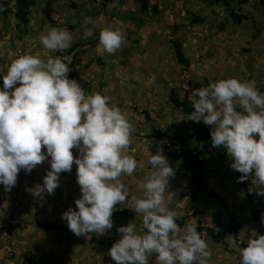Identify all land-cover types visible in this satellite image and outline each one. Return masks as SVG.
I'll return each instance as SVG.
<instances>
[{"label":"clouds","instance_id":"obj_1","mask_svg":"<svg viewBox=\"0 0 264 264\" xmlns=\"http://www.w3.org/2000/svg\"><path fill=\"white\" fill-rule=\"evenodd\" d=\"M85 23L99 27V50L114 54L120 49L121 30L98 26L91 18ZM92 35L86 29L82 38ZM72 42L64 28L49 27L39 36L42 47L53 53L67 50ZM10 55L0 74V185L5 191L15 186L20 170L28 173L50 158L43 185L26 190L51 195L59 174L75 164L81 195L75 209L61 213L73 234H105L113 225L114 206L123 204L142 218V230L131 222L116 229L122 235L108 250L116 264H149V258L155 264H209L206 241L191 223L181 229L177 213L168 206L172 197L165 192L174 168L162 148L147 154L151 170L140 185L142 195H130L121 177L131 176L138 165L126 153L134 131L126 114L110 97L86 94L68 77L69 64L60 56ZM189 99L193 111L187 119L210 125L212 147L226 151L230 167L241 174L237 182L253 177L256 194L264 196V92L255 81L227 77L194 89ZM73 148L78 150L75 157ZM228 243L239 253V264H264V233L250 230L242 247L233 238Z\"/></svg>","mask_w":264,"mask_h":264},{"label":"rangeland","instance_id":"obj_2","mask_svg":"<svg viewBox=\"0 0 264 264\" xmlns=\"http://www.w3.org/2000/svg\"><path fill=\"white\" fill-rule=\"evenodd\" d=\"M19 1L21 0H0V74L6 72L9 63L13 58L10 55L11 53H15L17 55L27 53L38 55L42 58L48 57L50 52L47 49H44L39 43V36L47 28H58V26L60 28L61 24L65 23L73 37L71 47L66 50L67 54H71V56H68L65 61L69 64L68 67L70 69L67 75L70 79L77 80L78 77L81 79V76L78 74L81 73L80 71L82 66L83 68L85 67V69H88L87 66H89V60L95 59V63L102 65L103 58H115L113 57L115 53L108 54L106 52L102 54V57L96 58L97 56L94 57V54L91 53L93 48H85V46L88 45L96 46L95 43H98L99 32V27L94 28L92 24L85 23L86 18H91L98 26H101L99 25V23H101L103 24L102 26L112 25L118 28L123 33L124 44L127 40L126 37H128L129 45L135 41L134 37L135 35H138V30L134 33L125 34L123 28L128 24L134 26V20L138 18V20H142V25H139L136 21L134 27H139L141 34L147 37L146 43H142L143 49L141 50L143 51L139 52L145 54L144 56L147 57L148 62H152V60L156 58V60L165 62L167 56L168 59L172 61L170 65L168 64L163 66L164 68H168V75H164L166 81L164 80V82H161L163 87H168L169 92L171 91L170 85H174L171 83H178L183 72L182 68L184 65H181L177 61L179 60V57L177 56V50L179 49L182 50L183 56L187 58L189 63L190 60L188 58H190L193 63V68L191 69L192 65H190L189 68L192 82L196 85L201 84L206 86L209 82L216 81L217 72H215L213 68L217 67L214 65L213 60H210V58H215V55L210 51H206V54L203 57L204 60H202L200 53L197 52L198 54H194L190 52L196 44L192 42L187 43L188 35L189 37L193 36L198 39V37H201V33H203V35L206 33L204 32L205 27L201 33L197 32L198 34L196 35H191L190 33L191 30H196L192 25L195 21L193 5L196 8H203L205 10H200L198 14H204L203 16L210 14L208 11H211V8L205 2L197 3L194 2V0H150L148 2V6L142 8L137 0H25L31 5L26 9L27 20L22 22L17 15ZM213 1L214 0H210L207 2L213 5L214 3H211ZM121 5L128 8L133 7L132 11L135 16L134 20L126 17V15L121 16L120 18L122 19L120 24L124 26L122 28H120L115 22L117 17H119V15H117V10L121 8ZM155 6L157 7L155 8ZM254 6L261 9V12L256 16H251L252 7ZM180 7L186 12L184 19H182V21H177V17L174 16L175 21L171 24L168 19V14L176 12ZM206 8L208 11H206ZM263 8L264 0H230L228 5L225 4L224 15H226L227 18H234V16L238 14H249L243 15L246 16L245 23L242 22L241 27L238 28L239 31L229 33L226 32V34L223 35L217 34L218 37L210 38L211 41H209L207 45L215 43L218 46L217 50H220L222 47L226 48L229 46V41L232 37L237 38L235 36L238 34L239 38H242V41L239 42L240 49L243 47V51H247V47L251 48L255 43L253 47L255 50L259 39H264ZM101 15H104L107 22L102 21L103 17ZM56 17L57 20L63 19V23H59L57 20L55 21L53 18ZM86 29H92L93 32V35L88 37V40L82 38ZM158 36L161 37L160 41L157 40ZM171 36L172 38H170ZM175 41L180 42L178 47H175ZM122 52L124 53L125 51L122 50L120 53H116L122 55ZM52 53L53 52H51V55ZM80 54L81 56H79ZM84 54L86 55L84 56ZM96 54L99 55L98 52ZM222 57L223 56H218L217 60H221ZM160 64L161 63H159V65ZM115 65L116 66L113 69L119 70L118 62ZM246 67L248 70H251V68L255 67V65L251 62H247L245 64V68ZM256 71L258 72V70ZM169 72H172V75H170ZM197 72H199V74ZM131 75L135 78L139 76V74L135 75L133 72L127 77L125 74H118L116 75V78L117 76L120 78L123 76V80L126 81V79L128 80ZM197 76H199V79H197ZM2 86L3 81L0 79V88H2ZM83 86L84 88H87V84L83 83ZM123 87H125V85ZM259 90L264 91V88L261 87ZM131 95L134 96V92L130 91L127 98H120V106H118V108L122 111V106L126 107V100H128L130 105L127 109L129 108V111H134L135 117L131 118V120L133 118L135 119L134 122L132 123L130 118H128V120L133 126L134 131L132 133L133 135H136V137L131 138V143L126 150V153L134 157L137 161L138 167L131 176L125 175L122 176L121 179L129 188L130 195L135 194L139 196L142 195V188L140 185L143 182V178L151 170V165L147 163V154L149 151L155 154L158 148L156 135L159 133L162 134V131L160 130H165L166 127L169 128L173 122L174 123L172 125L175 126L176 120L179 121L180 119L178 114L180 113V115H184L185 112H183L182 108H175L173 106L174 103L169 101V105L171 106V109H169L170 112H167L169 115L165 114V118L162 119L163 124L156 127L158 119L153 108L155 106L151 103V105H147V108L145 105L139 108V106L143 104L142 100L144 101L151 98V93H148L147 97L139 99L142 102L141 104L139 103V100L133 99V96L131 98ZM167 106L168 104L166 107ZM146 121L151 123L154 122L153 125L156 127V130L154 128L155 132L153 131V133H150L145 129L144 123ZM181 125H185L187 127V124L185 123H181ZM72 153L75 157L78 155V150L73 148ZM162 153L167 156V152L165 150H162ZM225 156L221 157L223 160L220 161V164L224 162ZM48 159L50 158H46L44 162L34 167L29 173H25L24 170L19 171L17 175V182L10 191H5L3 185H0V263L7 264L6 260H13L16 264H114V261L108 255V250L122 235L118 233L116 229L119 226H126L129 222H131L134 223L138 229L142 230V218L136 216L134 210L124 207L123 204H118L114 206V210L120 211V213L125 210L131 214L132 217L127 218L123 214L111 216L113 222L112 228L106 230L103 235L98 233H89L77 236L73 234L68 229L66 222L61 219V213L69 207L75 209L76 206L74 201L81 195L80 187L76 179L75 164H73L71 171L61 172L59 174V186L51 195H49L46 191L40 196H34L32 194L28 195L29 191L26 190L28 188H34L38 184L41 186L43 185L42 178L46 175L47 170L50 168ZM169 164L174 168V173L176 170L179 171L177 175L181 178L174 182V186H176L175 191H173L171 189L172 187H170L169 189H166L165 192V196L171 195L172 197L171 202L168 205L169 208H172V206L177 205L178 203L182 204L179 206L182 213L179 211V213H177L178 218H176L178 221L181 220L178 226L183 229L185 224H195L197 222L198 224L207 226L206 224H210L212 222V220H210V214L207 211H201L203 214L199 213L200 216L195 219V221L191 220L188 223H183L185 217L187 218L191 215L196 216L198 211H191V209L187 208L186 205L189 204V200H185V197L182 198L184 196L182 194L186 192L177 189V186L179 185L181 187L186 185H184L185 181L188 179L185 175L186 173L182 171L178 161H174L172 163L169 162ZM219 170L229 173V171L225 169V162L224 165L219 166ZM240 175V173L236 174V176ZM29 178H31L30 181ZM221 180L222 179H220V181ZM19 181L20 184L18 183ZM243 182H237L236 179H231V182H227L224 186L226 191H230L232 189L234 191V185L237 189H241L240 193H236V195L243 200V204L248 203L250 208L252 207L253 210L259 212V218L264 225V198L263 196L252 194V190L248 187L246 188ZM14 192L20 193V197H14ZM17 200L18 202H16ZM213 200L216 202L214 198ZM223 200L225 201V199ZM220 207L223 209L221 205ZM231 211L233 212V210ZM185 212L191 213L184 216L183 214ZM251 214H253V211ZM9 219L12 221V223H10L12 225L8 223ZM209 220L211 222H208ZM254 221L255 225H257V220L254 219ZM7 232L8 234L6 235ZM201 236L206 243L212 241L213 247H210L211 243H207L211 253L219 255L223 253L235 254L234 248L228 247L229 243H224L222 240H215L207 234L205 229L202 230ZM239 243L240 242H238V244ZM239 246L242 247L241 244H239ZM218 247L220 252L216 250ZM1 255H3V258ZM219 255L216 256L214 264H239V261L237 260H240V257L236 258V255H232V258L234 259L221 258ZM149 264H155L154 259L149 258Z\"/></svg>","mask_w":264,"mask_h":264},{"label":"crops","instance_id":"obj_3","mask_svg":"<svg viewBox=\"0 0 264 264\" xmlns=\"http://www.w3.org/2000/svg\"><path fill=\"white\" fill-rule=\"evenodd\" d=\"M207 1H210V0H194V2H197V3H203V2L207 3L208 6L211 8V11H208L206 8V11H208L210 14L209 15L206 14L205 16H203L204 14H198V12L200 10H202V11H205V10L203 8H196L193 5V7H194L193 12L195 14V21L192 25L194 26V29H196L199 33H201L205 27L207 34L205 33V35H203V33H201L203 36L200 35L201 37H198V39L194 38L191 35H190L191 37H189V35H188L187 43L192 42V43L196 44V46H194L192 51H190V52H192L194 54L200 53V55L202 56L201 57L202 60H204L203 57L205 56L206 51H210L215 55V58L214 57H213V59L210 58V60H213L214 65L217 67V68H213V70L215 72H217L216 80L222 79V78H227V77H236L238 79L245 80V81H248V80L255 81L256 87L258 89L261 87L264 88V39H262V38L259 39L255 50L253 49V47L255 45V43H254L251 48L247 47L248 48L247 51H243V47H241V49H240L239 42L242 41V38H239L238 34H237V36H235L237 38L232 37V39L229 41L228 47L220 48L221 51L217 50L218 46L215 43L212 45H207L208 42L211 41L210 38L218 37L217 34L223 35V34H226V32L229 33V32L239 31L238 28L241 27L242 22L245 23V17L246 16H243V15H249V14H246V13H244L242 15L238 14V15H235L234 18H227V16L224 15V7H225V4L228 5L230 3V0H214L213 2H211V3H214L213 5H211ZM191 5H192V3H191ZM122 6L123 5H121V8H119L117 10V15H119V17H117V19L115 20V22L119 25L120 28L124 27L122 24H120V21L122 19V18H120L121 16L126 15V17L130 18L131 20L135 19V16H134L133 11H132L133 7L128 8V7H125V6L122 7ZM245 8H246V6H245ZM262 11H264V8ZM248 12H250V11H248ZM260 12H261V9H258L257 6H254V7H252V12L250 15L256 16L257 14H260ZM203 13H205V12H203ZM101 16L103 17L102 21L107 22V19L104 17V15H101ZM182 19H184V18L178 17L177 21H179V20L182 21ZM136 21L139 23V25L140 24L142 25V20L140 21V20H138V18H136L134 20V23H133L134 26H135ZM203 23H205V24H203ZM217 23H219V24H217ZM99 25L102 26L103 24L99 23ZM127 26H125L123 28V31L125 34L134 33L138 30L137 31L138 35H135V37H134L135 41L130 45L128 44V37H126L127 40H126L125 44L123 42L120 49H118L116 51V52L120 53L122 50H124L125 52L124 53L122 52L123 53L122 55L117 54L115 52V54L113 56V57H115V58H113L114 60L109 58V57H107L105 59L103 58L102 59V65H98L97 63H95L94 62V61H96L95 59L89 60V62L87 60V62L89 64V66H87L88 69H85V67L83 68V66H82L81 71H80L81 73L78 74L81 76V79L78 77L76 81L81 84V87L83 88V90L85 91L86 94H90L93 92H99L102 95H106V96L110 97V103L115 104L117 107L120 106V98H127V96L130 94V91L134 92V94H135L134 96L131 95V98L133 96V99H136V100H139L141 98H145V97H147L148 93H151L150 99L144 100V101L142 100L143 104H141L142 102H141V100H139V103L141 104L139 106V108L143 107L144 105L147 108L148 107L147 105H151V103H152L156 107V108L155 107H153V108H154L155 113L157 115V119H158L157 123L158 124L156 125V127H158V125L163 124L162 119L165 118L164 115L168 114L167 112H170L169 109H171V106L169 105L170 102H172L171 97H170V92L168 90V87L167 86L163 87L161 82L162 81L164 82V80L166 81L164 75H168L167 74L168 68H166V67L164 68L163 66L168 65V64L170 65L172 63V61H170V59H168V56H167L166 57L167 62L166 61L164 62L161 60H156L157 58L152 60V62H148L147 57L144 56L145 54L142 52H139V51H143V50H141V49H143L142 43H146L147 37H145V35L141 34L139 27L135 28L131 24H128ZM85 40H88V38ZM157 40L160 41L161 37L158 36ZM159 43H161V42H159ZM97 44L95 43L96 46L88 45V46H85V48H91V49L93 48L91 53L94 54V57L97 56L96 58H100L103 56L102 54H104V52L102 50L100 51L97 48ZM202 46H204V47H202ZM155 50H157V49H155ZM179 50H180V52H182L181 49H179ZM83 52H84V50H83ZM97 52L99 53V55L96 54ZM85 55L86 54H84V56ZM48 56H51V52L48 54ZM68 56H71V54L69 55L65 51V53L62 55V59L64 60V62L66 61ZM79 56H81V54ZM218 56H223V57L221 58V60H217ZM188 59L190 60V63L186 58V60L188 61V65H186V66H188L190 68V65H192L193 63L191 62L190 58H188ZM112 61H114V62H112ZM177 61L181 65H183V63H181L179 60H177ZM206 61H205V63H206ZM117 62L119 65V70L113 69V68H115V66H116L115 64ZM201 62H203V61H201ZM247 62L253 63L255 65V67L251 68V70H248L247 67L245 68V64ZM65 63H67V62H65ZM159 63H161V64L159 65ZM134 65H136V66H134ZM158 65H159V68H158ZM207 66H209V65H207ZM192 68H193V65L191 66V69ZM256 70H258V72ZM133 72L135 75L139 74V76L137 78H135L134 76L131 75L128 80L126 79V81L123 80V76H122V78H120L118 76L116 78V75H118V74H120V75L125 74L127 77V76H129L130 73H133ZM91 73H92V75H91ZM169 73H170V75H172V72H169ZM197 73L199 74V72H197ZM192 75H193V73H192ZM197 77H198L197 79H199V76H197ZM200 82H204V81H200ZM83 83L87 84V88L85 87L86 89L84 88ZM124 85H125V87H123ZM261 92H264V91H261ZM136 94H137V96H136ZM113 99L117 102H115ZM126 101H127V106L126 107L122 106L123 107L122 112L125 113L127 118H130V121H132V123H133L135 119L133 118L131 120V118L135 117V114H134V111H129L128 110L129 108L127 109V107H129L130 103L128 100H126ZM167 104H168V106L166 107ZM173 106L176 108V106L174 104H173ZM151 108H152V106H151ZM179 108H181V107H179ZM148 110H151V109H148ZM188 115L189 114H187V113L186 114L184 113V115H180V113H179L178 116L180 117V119H179V121L176 120L175 126L172 125L174 123L173 122L169 126V128L165 126L166 129L160 130V131L168 134L169 136H171L173 138L190 136V137H188V142L185 144V147L188 149H192L198 144V141L196 140L195 136L193 135L194 128H195V122L190 120V119H187ZM181 123L187 124V127L185 125L184 126L181 125ZM153 124H154V122L151 123L148 121H146L144 123L145 129L147 131H149L150 133H153L154 128L156 130V127H154ZM131 135H132L131 138L136 137V135H133V133ZM199 159H201L203 162V168L199 172L200 181L202 183L206 184L209 190H211L215 193H218L220 195V197L225 199V201L228 203L230 209L233 210V213H235L234 214L235 218L239 222L240 227L237 230L236 236L233 237L229 233V230L227 229L228 218H227V215L225 214L224 210L220 207V205L217 202H215L213 200V197L207 195L206 193H204L202 191H194V187L191 185V181H190L191 177H192L191 171L189 169H185V168L181 167L180 166L181 163H180V161H178L179 166L181 167L182 171L184 173H186L185 175L188 179L184 183V185L186 184L185 186L181 187L179 185V186H177V189L183 190L186 192V193L182 194V195H184L182 198L185 197V200L186 199L189 200V204L186 205L187 208L191 209V211H194V210L198 211V214L196 216L191 215L187 218L185 217L183 220V223L184 222L188 223L191 220L195 221V219H197L200 216V214H203V213H201V211H207L210 214L209 216L211 217L210 220H212V222L209 220L208 222H211V223L206 224L207 226H205V227L211 228L213 230V232L216 234L223 233L222 241H224V243H228L229 239L233 238L238 246H239V244H241L242 246L246 245L250 230H252V229L256 230L255 221H254L252 214H251L253 211V208L252 207L250 208L248 203L243 204V200L238 195H236V193H240L241 189L240 190L237 189L236 186L234 185L233 186L234 191H233V189L230 191H226L225 186H224L227 182H231V179H236V181H237L239 176H236V174H239V172L237 173L235 170H233L230 167L231 161L227 155L224 158V162H225V169L227 171H229V173H225V172L220 171L219 166L224 165V162H222L220 164V161H222L223 158L217 157L216 154L209 147L203 148V152L201 155H199ZM178 173H179V171L176 170L174 175L172 177H170L169 188L172 187L171 189L173 191H175V189H176L175 188L176 186H174V182H176L177 179H181L179 177V175H177ZM220 179H222V180L220 181ZM18 183L20 184V181ZM241 187H242V185H241ZM232 191H233V193H232ZM30 194L31 193L29 192L28 195H30ZM263 198H264V196H263ZM173 205H174V203H173ZM181 205L182 204L178 203L177 205L172 206V208H170V209L174 210L176 213H179V211H180V213H182V210L179 208V206H181ZM189 213H191V212H189ZM189 213L185 212L183 215L184 216L186 214L189 215ZM177 218H178V215H177ZM197 224H198V222L195 224L193 223L194 226H196ZM257 233H258V231H257ZM7 234H8V232L6 233V235ZM201 238H202V236H201ZM238 242H240V243L238 244ZM207 243L208 244L211 243L210 247H213L212 241L207 242ZM228 247L231 248V246L229 244H228ZM216 250L220 252L219 247L216 248ZM217 255H219V254L211 253L209 264L215 263ZM232 255H236L237 256L236 258L240 257L239 253L236 251H235V254H224L223 253V254H220L219 256L221 258L234 259V258H232ZM1 257L3 258V255H1ZM237 261H239V259ZM6 263L7 264H16L13 260H6ZM114 264H116L115 261H114Z\"/></svg>","mask_w":264,"mask_h":264},{"label":"trees","instance_id":"obj_4","mask_svg":"<svg viewBox=\"0 0 264 264\" xmlns=\"http://www.w3.org/2000/svg\"><path fill=\"white\" fill-rule=\"evenodd\" d=\"M142 8H145L148 6L149 0H137ZM31 4L29 2L24 1H19V6H18V12L17 15L19 19L22 22H25L27 20L26 18V9L30 6ZM156 8V6H155ZM179 46V42L175 41V47ZM177 56L179 57V61L183 63V65H188V61L186 58L183 56L182 52L180 50H177ZM170 97L172 102L176 107H181L183 112L190 114L193 111L192 104L186 99H180L178 96L175 94L174 90L171 89L170 91ZM161 135L166 136L169 138V140L174 141L178 140L182 143L183 147H181L178 151H172V152H167V160L168 162L172 163L174 161H180V166L189 169L191 171L192 177H191V185L194 187V191H202V192H207L206 194L213 197L216 202L223 207V210L225 211L227 218H228V226L227 229L229 230V233L235 237L237 230L240 227L239 222L236 220L234 213L229 209V206L227 203L223 200L222 197H220L217 193L211 191L208 189L207 185L202 183L200 181V176L199 172L203 168V162L201 159H199V155L202 154L203 148L204 147H209L212 149V151L216 154L217 157H223L226 155V151L223 149V147H212L211 144V137H210V132L203 123V121L200 122H195V128L193 135L195 136L196 140L198 141V144L192 148L188 149L185 147V144L188 142V137L190 136H183V137H178V138H173L169 136L168 134L161 132ZM160 134V133H159ZM173 138V139H172ZM42 151L44 149L42 148ZM23 171V170H20ZM244 186L246 187L245 181L243 182ZM117 214H123L127 218L132 217L131 214H129L127 211H123L120 213V211L114 210L112 212L113 215ZM253 219L257 220V225H256V230L258 233H264V225L261 222V219L259 218V212L256 210H253ZM181 220H176L177 224H180ZM46 224V222H45ZM63 225V224H62ZM197 232L201 235V232L203 229L207 231V234L210 235L212 238L215 240H222L223 239V233L220 234H214L213 230L211 228H206L202 224H197L195 226Z\"/></svg>","mask_w":264,"mask_h":264},{"label":"built area","instance_id":"obj_5","mask_svg":"<svg viewBox=\"0 0 264 264\" xmlns=\"http://www.w3.org/2000/svg\"><path fill=\"white\" fill-rule=\"evenodd\" d=\"M185 15H186L185 10L183 8H178V10L176 12H172V13L168 14V19L170 20V23L173 24L175 21L174 16L177 18L178 17L184 18ZM53 19L56 21L57 17L53 18ZM57 21L59 23H63V19L57 20ZM58 28H59V26H58ZM60 28H64L70 32L68 26L65 23L61 24ZM197 32H198L197 30H191L190 33H191V35H196V34H198ZM204 32H206V28H205ZM170 38H172V36ZM65 51L66 50H64L63 52L52 53L51 56H53V57L54 56H60L62 58V55ZM182 69H183V72H182V76H181L179 82L178 83L172 82L171 84H174L176 86L170 85V88L174 90V92L178 96V98L186 99L189 102H191V100L189 98L192 94V91L194 89H198V88L202 87L203 85H201V84L196 85L194 82H192L191 72H190V69L188 66H184ZM205 126L207 127V129L210 132L211 126L206 125V124H205ZM156 142H157V146L159 148H162V150H165L166 152H172L175 150L178 151L181 147H183V145L180 141H178V140L171 141V140H169V138H167L166 136L161 135V134L156 135ZM29 181H30V178H29ZM244 181L246 184V188L247 187L250 188L253 192L252 194H256V183L254 182V178L249 176V178L244 180ZM27 185H24V186H27ZM13 195H14V197H18V196L20 197V193H18V192H14ZM16 202H18V200ZM8 223L10 224V223H12V221L9 219ZM10 225H12V224H10Z\"/></svg>","mask_w":264,"mask_h":264}]
</instances>
